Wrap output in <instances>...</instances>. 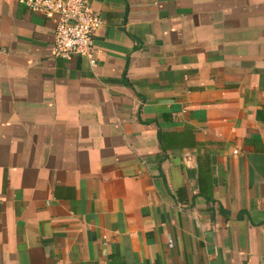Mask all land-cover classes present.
Wrapping results in <instances>:
<instances>
[{"label": "crops", "instance_id": "obj_1", "mask_svg": "<svg viewBox=\"0 0 264 264\" xmlns=\"http://www.w3.org/2000/svg\"><path fill=\"white\" fill-rule=\"evenodd\" d=\"M89 5L0 0V264H264V0Z\"/></svg>", "mask_w": 264, "mask_h": 264}, {"label": "built area", "instance_id": "obj_2", "mask_svg": "<svg viewBox=\"0 0 264 264\" xmlns=\"http://www.w3.org/2000/svg\"><path fill=\"white\" fill-rule=\"evenodd\" d=\"M28 10L54 20L55 56L69 59L85 58L91 67L96 64L93 35L103 24L95 14L89 0H15Z\"/></svg>", "mask_w": 264, "mask_h": 264}]
</instances>
